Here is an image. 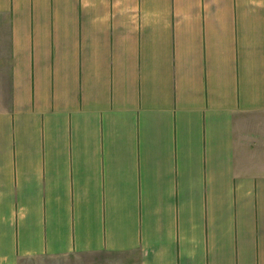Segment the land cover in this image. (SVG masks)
Here are the masks:
<instances>
[{"label": "crops", "instance_id": "obj_1", "mask_svg": "<svg viewBox=\"0 0 264 264\" xmlns=\"http://www.w3.org/2000/svg\"><path fill=\"white\" fill-rule=\"evenodd\" d=\"M0 61V264H264V0H0Z\"/></svg>", "mask_w": 264, "mask_h": 264}, {"label": "rangeland", "instance_id": "obj_2", "mask_svg": "<svg viewBox=\"0 0 264 264\" xmlns=\"http://www.w3.org/2000/svg\"><path fill=\"white\" fill-rule=\"evenodd\" d=\"M8 66L4 61H0V108L4 105L5 101L8 100ZM248 119H252L247 117ZM263 126H249L250 123L247 121L246 126V138L247 145H251V149L257 153L261 158L264 159V118H262ZM108 258H102L101 262L106 261ZM91 262L87 259H81L79 257H69L63 259H26L21 264H90Z\"/></svg>", "mask_w": 264, "mask_h": 264}]
</instances>
